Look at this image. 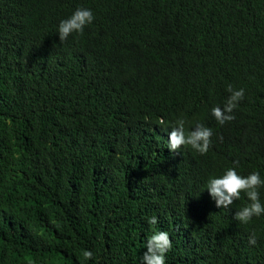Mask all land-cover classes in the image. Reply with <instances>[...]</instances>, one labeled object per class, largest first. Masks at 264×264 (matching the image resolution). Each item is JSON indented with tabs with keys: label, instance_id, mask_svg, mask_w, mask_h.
<instances>
[{
	"label": "trees",
	"instance_id": "trees-1",
	"mask_svg": "<svg viewBox=\"0 0 264 264\" xmlns=\"http://www.w3.org/2000/svg\"><path fill=\"white\" fill-rule=\"evenodd\" d=\"M79 6L93 23L60 41ZM180 116L213 129L207 154L167 148ZM233 162L264 174V0H0V264H140L156 230L167 264H264V216L204 189Z\"/></svg>",
	"mask_w": 264,
	"mask_h": 264
},
{
	"label": "clouds",
	"instance_id": "clouds-1",
	"mask_svg": "<svg viewBox=\"0 0 264 264\" xmlns=\"http://www.w3.org/2000/svg\"><path fill=\"white\" fill-rule=\"evenodd\" d=\"M94 19L95 15L90 7H76L70 15L59 20L56 28L59 40L65 41L74 33L82 34L86 26L91 25ZM227 91L229 96L223 105L217 104L211 108L212 116L220 125L234 119L233 110L245 96L243 87L235 88L229 84ZM174 124L175 126L168 132L167 148L170 151H177L182 146H190L200 155L209 152L214 134L211 127L196 122L190 130H186V120L183 116L177 117ZM262 188H264V174L259 169H253L244 174L239 169L238 162H233V166L225 167L220 174H210L204 187L219 208L227 209L243 194L246 202L235 212V219L243 225L249 224L253 218L264 216ZM148 223L156 225L157 216L149 217ZM248 243L252 246L257 244L255 232L249 234ZM172 247L173 241L168 231H153L146 240V250L140 256V264H167V253ZM83 255L86 259L92 260L94 253L91 250H85Z\"/></svg>",
	"mask_w": 264,
	"mask_h": 264
},
{
	"label": "bare ground",
	"instance_id": "bare-ground-1",
	"mask_svg": "<svg viewBox=\"0 0 264 264\" xmlns=\"http://www.w3.org/2000/svg\"><path fill=\"white\" fill-rule=\"evenodd\" d=\"M204 90L203 86L200 84L196 90L194 91V97L198 100L200 99V104L203 107H206L207 99L205 94L202 95L201 91ZM166 108H159L155 115L147 118V121H158L157 124L153 127V129L160 130L164 129L167 124L168 115L165 114ZM152 130V129H151Z\"/></svg>",
	"mask_w": 264,
	"mask_h": 264
},
{
	"label": "rangeland",
	"instance_id": "rangeland-1",
	"mask_svg": "<svg viewBox=\"0 0 264 264\" xmlns=\"http://www.w3.org/2000/svg\"><path fill=\"white\" fill-rule=\"evenodd\" d=\"M226 149L225 147L222 148V150ZM231 150V149H230ZM233 152V150H231Z\"/></svg>",
	"mask_w": 264,
	"mask_h": 264
}]
</instances>
